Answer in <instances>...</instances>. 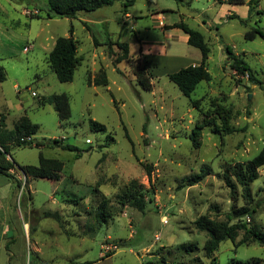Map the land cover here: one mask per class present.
Instances as JSON below:
<instances>
[{
  "label": "rangeland",
  "instance_id": "1",
  "mask_svg": "<svg viewBox=\"0 0 264 264\" xmlns=\"http://www.w3.org/2000/svg\"><path fill=\"white\" fill-rule=\"evenodd\" d=\"M249 1L232 6L214 0H136L128 18L123 2H115L74 19H49L39 10L45 0H0V63L6 73L0 112L7 128L27 116L39 125L33 140L64 139L83 151L12 148L7 158L17 165L13 178L0 177V264H211L206 235L194 227L198 217L227 220L236 208L254 207L245 220L264 230V166L250 185V197L234 177L235 189L224 180L264 147V93L231 68L226 51L243 57L264 84V39L245 38L256 27L264 33V15L258 13L264 0H252L251 12ZM181 21L200 31L210 47L212 79L201 82L191 98L168 78L201 61L182 30L166 29ZM71 35L79 42L81 64L73 81L62 83L47 57L58 37ZM108 40L128 43L131 61L115 63L121 50L113 45L111 55ZM137 59L152 74L150 92L137 83L132 66ZM102 71L108 86L89 85ZM53 94L69 97L71 116L65 122L51 105L38 103ZM191 100H199V109ZM91 119L105 125L106 133L92 131ZM196 124L205 126L200 148L190 137ZM41 154L64 163L59 181L26 182L18 166H38ZM145 164L152 166L151 178ZM203 169L210 174L188 186V178ZM132 180L146 190L144 211L122 206L117 198ZM103 201L111 217L99 224L96 213ZM242 238L241 233L235 243L220 244L214 255L218 264H264V246L238 245ZM109 245L117 248L107 251Z\"/></svg>",
  "mask_w": 264,
  "mask_h": 264
},
{
  "label": "trees",
  "instance_id": "2",
  "mask_svg": "<svg viewBox=\"0 0 264 264\" xmlns=\"http://www.w3.org/2000/svg\"><path fill=\"white\" fill-rule=\"evenodd\" d=\"M136 0H45V5L39 10L44 11L49 19L52 18H68L74 19L79 13H92L106 6H112L115 2H123V11L127 13L128 7L134 5ZM180 2H186L190 4L194 0H178ZM220 4L228 5H244L245 0H214ZM257 2V0H255ZM249 12L252 9V0L249 1ZM259 14L264 15L263 11H258ZM236 19H240L235 15ZM242 25H245L246 20L240 19ZM166 29H180L188 37V45L198 49L201 53V61L197 65H189L181 67L175 72L169 73V80L174 83L180 92L188 98H191L192 93L196 90L197 86L201 82H209L212 79L211 74L207 68V61L209 59L210 47L205 40V36L198 30L192 29L183 21L175 23L174 25H168ZM73 34V29H71ZM256 37L264 39V33L259 27L249 30L245 34V38L253 40ZM109 53L114 55L112 46L115 45L121 50V54L116 56L114 62L121 63L123 61H131L129 44L126 42L117 41L112 43L108 40ZM79 42L71 35L70 37H58L55 45L47 57L48 64L51 70L56 74L58 80L62 83L72 82L74 79L75 71L81 64V58L78 55ZM226 51L233 63L231 68L238 74L247 76L249 79V85H257L264 93V84L256 76V72L248 65L243 57L234 54L229 47H226ZM132 63L138 85L145 91L150 92L153 89L152 74L149 72L146 65L142 64L140 59L133 61ZM264 74V70H263ZM6 79L5 69L0 66V81ZM89 85L107 87L109 80L105 71H102L99 77L93 81L88 80ZM193 107L199 109V100H191ZM40 106L51 105L58 114L60 122H65L71 116L70 101L67 94H53L49 96H42L38 99ZM205 126L202 124H196L192 134L191 140L195 148L201 146L202 130ZM90 128L94 132L106 133L107 128L105 125L100 124L97 121L90 120ZM39 125L33 123L27 116H22L18 119L12 130L6 127V116L4 113H0V177L6 176L13 178L11 171L15 169L16 163L13 160H9L7 156L10 155L12 148H32L51 146L57 147L64 151L81 155L83 151L76 145L70 144L64 139H53L47 142H38L32 139V136L37 134ZM130 140V137L127 135ZM264 166V147L260 152L251 160L246 163L238 164L234 167L232 174L225 173L224 180L228 187L231 189L236 188V184L233 182L232 177L242 187L243 192L247 197H250V185L255 182L259 173L258 170ZM26 177V182L29 179H46L51 181H59L62 177L64 169V163L59 159L46 158L42 154L39 156L38 166H18ZM144 169L151 178L152 166L145 164ZM208 170H201L199 173L191 175L188 178L187 185L194 186L203 181L208 175ZM17 186L20 184L17 183ZM122 206H130L139 211H144L147 206L146 190L136 180H132L123 192L117 196ZM76 202V201H75ZM260 205V202L257 203ZM256 208L241 207L234 209L227 215V220H219L212 218L209 215H202L194 221V227L199 233L206 235V242L204 244V251L206 256L211 260V264H218L215 253L218 251L220 244L227 240L236 242L237 238L243 234V238L239 241L238 245H242L247 242H255L260 246H264V230L257 224H251L247 222L245 218L253 215ZM50 215V214H49ZM54 217L59 219L58 214H54ZM111 217V213L108 211L106 202H102L98 207L96 213V220L99 224L107 223ZM193 244L189 245V249H194ZM231 264H255L253 260L236 261L232 260Z\"/></svg>",
  "mask_w": 264,
  "mask_h": 264
},
{
  "label": "crops",
  "instance_id": "3",
  "mask_svg": "<svg viewBox=\"0 0 264 264\" xmlns=\"http://www.w3.org/2000/svg\"><path fill=\"white\" fill-rule=\"evenodd\" d=\"M232 6H236V5H232ZM238 6V5H237ZM233 14V13H232ZM228 15H231V11H228ZM128 16H130V14L129 13H126L125 14V17L126 18H128ZM187 40H188V37H187ZM28 46H25V49H32L33 48V44L32 45H30L28 48H27ZM200 62V61H199ZM198 63H193L192 65H197ZM0 66H2L4 69H5V67L0 63ZM0 113H2V112H0ZM6 127H7V125H6ZM8 129V128H7ZM9 158V157H8Z\"/></svg>",
  "mask_w": 264,
  "mask_h": 264
},
{
  "label": "built area",
  "instance_id": "4",
  "mask_svg": "<svg viewBox=\"0 0 264 264\" xmlns=\"http://www.w3.org/2000/svg\"><path fill=\"white\" fill-rule=\"evenodd\" d=\"M33 95L35 96L36 94L35 93H33ZM164 224H166L167 223V219H164ZM117 247L115 246V245H109V246H106L105 247V249L107 250V251H112V250H114V249H116Z\"/></svg>",
  "mask_w": 264,
  "mask_h": 264
},
{
  "label": "water",
  "instance_id": "5",
  "mask_svg": "<svg viewBox=\"0 0 264 264\" xmlns=\"http://www.w3.org/2000/svg\"><path fill=\"white\" fill-rule=\"evenodd\" d=\"M250 86H253V85H250Z\"/></svg>",
  "mask_w": 264,
  "mask_h": 264
}]
</instances>
